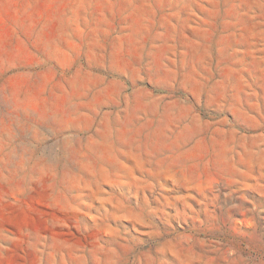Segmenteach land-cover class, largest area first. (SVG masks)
<instances>
[{"label":"rangeland","instance_id":"obj_1","mask_svg":"<svg viewBox=\"0 0 264 264\" xmlns=\"http://www.w3.org/2000/svg\"><path fill=\"white\" fill-rule=\"evenodd\" d=\"M0 264H264V0H0Z\"/></svg>","mask_w":264,"mask_h":264}]
</instances>
